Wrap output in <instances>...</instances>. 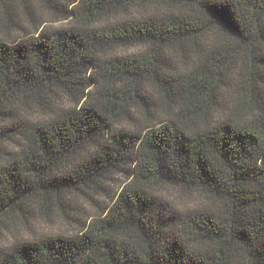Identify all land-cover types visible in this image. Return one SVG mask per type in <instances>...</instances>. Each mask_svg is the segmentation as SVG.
<instances>
[{"label": "trees", "instance_id": "1", "mask_svg": "<svg viewBox=\"0 0 264 264\" xmlns=\"http://www.w3.org/2000/svg\"><path fill=\"white\" fill-rule=\"evenodd\" d=\"M35 207L77 230L0 264H264V0H0V225Z\"/></svg>", "mask_w": 264, "mask_h": 264}, {"label": "rangeland", "instance_id": "2", "mask_svg": "<svg viewBox=\"0 0 264 264\" xmlns=\"http://www.w3.org/2000/svg\"><path fill=\"white\" fill-rule=\"evenodd\" d=\"M24 24L27 25L26 23ZM31 117L36 118L40 117V115L31 114ZM116 129H128V125H117ZM121 182V178H116V181H114V184L110 187L108 197L113 195V188L115 189L118 183ZM162 193L179 210L193 206L197 202L196 197L184 196L181 192L173 189H163ZM108 197L101 195L96 201L104 206ZM63 203L68 217L82 222H86L98 211L97 207L90 205L88 200L82 197L69 196L65 198ZM31 211V215H26L27 217L25 219L20 217L12 218L5 220L2 225H0V245L13 242L15 239L37 240L48 235H70L77 230V224L71 219L63 217L54 207H51L48 218L45 217L38 207L32 208Z\"/></svg>", "mask_w": 264, "mask_h": 264}]
</instances>
